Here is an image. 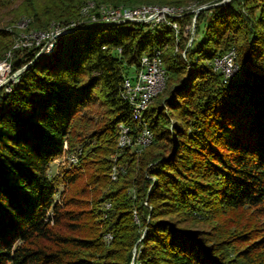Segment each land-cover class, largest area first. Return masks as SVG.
<instances>
[{
    "label": "trees",
    "instance_id": "1",
    "mask_svg": "<svg viewBox=\"0 0 264 264\" xmlns=\"http://www.w3.org/2000/svg\"><path fill=\"white\" fill-rule=\"evenodd\" d=\"M86 1L54 0L46 16L63 26L79 23ZM47 22L36 18L32 28L43 30ZM195 33L200 38L186 49L181 34L164 25H97L58 37L46 56L12 50L11 74L31 65L8 93H0V264H94L66 251L33 246L36 237H49L50 213L56 222L79 219L78 213L61 212L53 202L55 188L47 170L62 155L73 119L96 104V90L112 114L107 131L116 134L119 125L137 134L131 109L120 97L122 79L154 52L161 53L168 86L164 99L157 95L142 116L151 145L127 160L130 169L118 181L120 190L104 200L131 189L149 203L139 207L146 213L141 218L145 241L156 244L168 264H253L255 246L230 257L226 246L186 226V219L167 216L181 212L194 218L217 208L264 204V0H231L201 11ZM11 37L0 31V59L11 49ZM173 46L177 48L171 54ZM231 51L237 71L225 79L213 62ZM148 176L155 180L147 196ZM64 179L73 184L77 176L65 174ZM162 200L170 203L156 204ZM134 214L139 220L137 210Z\"/></svg>",
    "mask_w": 264,
    "mask_h": 264
},
{
    "label": "rangeland",
    "instance_id": "2",
    "mask_svg": "<svg viewBox=\"0 0 264 264\" xmlns=\"http://www.w3.org/2000/svg\"><path fill=\"white\" fill-rule=\"evenodd\" d=\"M132 1L137 3H129ZM53 2L54 0H0V31L5 30L12 34L10 50L30 32L47 30L52 23H56L46 16ZM112 4L117 5L119 9H132L125 6L139 4L142 6L137 7L161 6L176 9L177 15H189L191 12L198 14L200 8L197 7L196 0H88L80 7L79 13L86 8L88 12L92 11L91 14L99 12L101 8L113 9L109 8ZM36 18L48 20L50 24L43 30L34 29L32 23ZM177 20L172 21L180 26L179 34L186 44L184 35L191 20ZM199 38L195 33V42ZM176 48L173 46L168 52L174 54ZM4 55L2 60L6 58ZM129 71L128 69L127 74ZM166 81V86L164 85L162 91L157 94L158 100L164 99L168 86ZM11 85L2 87L0 93H8ZM94 94L96 104L83 110L73 119L63 144L62 155L54 160L47 170V176L55 188L53 202L61 212L78 213L79 219L60 218L56 222L50 213L49 237H36L32 244L49 252L66 251L73 259H86L94 264H144L146 259L148 263L152 261L154 264H168L159 247L145 241V223H142L141 218H144L146 213L139 212V207L141 202L144 207H149V203L147 205L144 199H139L137 193L131 189H127L113 200H104L109 194L120 190L118 181L126 178L130 169L129 161L132 156L138 157L142 152L128 150L126 154V150L118 148L119 125L116 134L107 131L106 126L112 118L110 108L100 90H96ZM65 174L77 176L76 182H67L64 179ZM146 179L149 181L146 190L148 196L155 178L148 176ZM162 202L169 201L162 200L156 204ZM135 210L139 220L134 214ZM167 217L186 219V226L210 236L222 247L226 246L230 257L246 251L249 246H255L251 260L253 264H264V204L256 208L245 206L235 210L217 208L199 213L194 218L186 217L181 212ZM60 238L76 239L89 244L85 247L72 246L60 241Z\"/></svg>",
    "mask_w": 264,
    "mask_h": 264
},
{
    "label": "built area",
    "instance_id": "3",
    "mask_svg": "<svg viewBox=\"0 0 264 264\" xmlns=\"http://www.w3.org/2000/svg\"><path fill=\"white\" fill-rule=\"evenodd\" d=\"M192 16L191 22L187 27L186 35V49L191 47L195 42V23L196 16ZM186 15H159L156 12H132L114 11V12H100L99 15H91L89 12L85 14V19L81 24H71L67 27H59L58 29H51L48 33L34 36L32 39L21 40L18 50L32 51L34 55H38L46 51L53 41L61 37L62 33L68 30L78 29L80 27L94 25L98 22H112L134 24V22H142L145 26L154 28L160 25H170V17L183 18ZM86 23V25H84ZM180 30V26H174ZM181 31V30H180ZM120 52V51H119ZM157 58H144L137 66L129 68V73L123 76L122 82L125 86V97L129 104H133L138 110H146V102L152 97L153 92L158 90V84L164 76L165 68L159 65L158 54ZM11 57L4 62H0V84L9 75H11ZM214 70L221 73L225 79L233 77L236 72L235 55L233 51L225 54L218 61L214 62ZM152 142L151 131L148 129H141L140 123L138 125V132L136 138H128V142L124 145V150H132L139 152L140 146ZM123 150V151H124Z\"/></svg>",
    "mask_w": 264,
    "mask_h": 264
},
{
    "label": "bare ground",
    "instance_id": "4",
    "mask_svg": "<svg viewBox=\"0 0 264 264\" xmlns=\"http://www.w3.org/2000/svg\"><path fill=\"white\" fill-rule=\"evenodd\" d=\"M86 7V6H85ZM87 9V8H86ZM86 9H83V10H81L80 11V15H81V21H79V23H73V22H71L70 24H68V25H65V26H63V25H60V24H56V23H52L49 27H48V29L47 30H44V31H36V32H30L29 34H28V36L27 37H24V38H21V40H28V39H32V38H34V36H37V35H40V34H44V33H48V31H50L51 29H58L59 27H67V26H70L71 24H81L82 22H83V20L85 19V14H88L89 12L86 10ZM126 10H130V11H132V12H144V13H153V12H156V14H159V15H167V14H170V15H177V10L176 9H168V8H166V7H161V6H144V7H136V8H132V9H119V8H117V9H105V8H101L100 9V11L99 12H95L97 15H99V13L102 11V12H114V11H126ZM97 11V10H96ZM92 12V11H91ZM90 12V13H91ZM188 12V11H187ZM91 14V15H96V14ZM180 13V12H179ZM182 14H184V13H182ZM181 14V15H182ZM191 14H195V12H191ZM177 19H179L178 17H170V25H172V26H167V27H169V28H171L173 31H174V33H175V35L176 36H178L179 35V29H177V28H175L174 26H178V24L177 23H175V21H172V20H177ZM75 22V21H74ZM110 24H117V25H123V24H125V23H112V22H98V23H96V24H94V25H88V26H84V27H90V26H97V25H99V26H108V25H110ZM134 24H143L142 22H134ZM144 25V24H143ZM84 27H80V28H78V29H72V30H68L67 32H65V33H62V35L61 36H66V35H68V34H71V33H73V32H76V31H78L79 32V30H82ZM21 40H20V42H21ZM17 42V41H16ZM19 42V43H20ZM19 43H17L13 48H12V50H18V47H19ZM53 49H55V41H53L52 42V44L50 45V47L46 50V51H44V52H42V53H40V54H38V55H35L36 57L35 58H38V57H40V56H42V55H49L52 51H53ZM12 50H10L9 52H7L6 54H5V56H6V58L5 59H3V60H1L0 59V62H4L5 60H7V59H9L10 57H11V52H12ZM233 53H234V55H235V59H236V53H235V51H233ZM157 58V52H154V53H152V54H149V55H145V56H143L142 58H141V61L144 59V58ZM219 59H221V58H217V59H215L214 60V62H216V61H218ZM140 61V62H141ZM158 62H159V65L160 66H162V67H164V65H163V62H162V58H161V53H159L158 54ZM214 62H213V66H214ZM236 65V64H235ZM236 70H237V66H236ZM16 81V80H15ZM165 81H166V74H165V72H164V76H163V78L160 80V83L158 84V90L156 91V92H153V94H152V97H151V99L149 100V101H147L146 102V109L148 108V106L150 105V103L152 102V100L156 97V95L160 92V91H162V89H163V87H164V85H165ZM121 92H120V97H121V99L130 107V109H131V118H132V121L133 122H135L136 124H137V126L139 125V123H140V126H141V129H147L146 128V126H144L143 124H142V116H143V113L145 112V110H138V109H136V107H134V105L133 104H129L128 103V101H127V98L125 97V86H124V84L122 83V87H121V90H120ZM119 130H120V135H119V144H118V148L120 149V150H124V145L126 144V142H128V138H136L137 137V134L136 135H133V132H134V130H132V128L131 127H129V126H120L119 127ZM138 132V131H137ZM151 139H153L152 138V135H151ZM151 144V142H149V143H147V144H144V145H141L140 146V149H139V152H142L144 149H146L147 147H149V145Z\"/></svg>",
    "mask_w": 264,
    "mask_h": 264
},
{
    "label": "water",
    "instance_id": "5",
    "mask_svg": "<svg viewBox=\"0 0 264 264\" xmlns=\"http://www.w3.org/2000/svg\"><path fill=\"white\" fill-rule=\"evenodd\" d=\"M231 0H222L221 2L217 3V4H213L210 6H202L198 9V14L201 11H204L206 9H210V8H216V7H222L227 5ZM197 17V16H196ZM110 25H117V24H110ZM102 26V25H101ZM88 28V27H84L83 29ZM31 65L28 64L27 66L23 67L22 69L12 73L11 75H9L5 80H3V82L0 84V89L6 85H11L29 66ZM237 71V70H236Z\"/></svg>",
    "mask_w": 264,
    "mask_h": 264
}]
</instances>
